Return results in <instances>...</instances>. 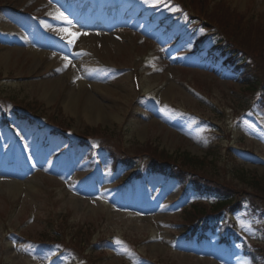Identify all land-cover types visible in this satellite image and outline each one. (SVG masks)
I'll return each mask as SVG.
<instances>
[{"label": "rangeland", "instance_id": "374dc122", "mask_svg": "<svg viewBox=\"0 0 264 264\" xmlns=\"http://www.w3.org/2000/svg\"><path fill=\"white\" fill-rule=\"evenodd\" d=\"M106 1L68 4V0H0V7L3 6L0 8V95L13 96L18 98L16 102L23 100L29 105L38 103L48 113H59L60 119L75 127L101 125L115 134L116 128L125 122L129 138L143 145L153 142L174 155L185 152L209 160L218 155L219 161L226 163V148L233 144L232 147L240 149L235 148L238 158L232 159L231 164V170L237 172L235 175L258 174L264 178V129L248 120L230 123L228 103L238 104L245 86L242 80L227 68L222 70L220 65L211 68L218 62L217 56L196 53V44L187 47L180 43L178 32L161 33L158 27L150 25V19L128 13L125 8L135 0H125L126 7L120 8L118 18L110 14L118 6L102 4ZM225 1L233 7L229 10L232 14L256 3L245 29L237 30L240 35L251 29L254 36L258 28L264 29V20H258V14H264V0ZM139 2L153 5L156 1ZM62 3H67L72 11L61 17L58 9L64 10ZM6 6L33 13L37 21L14 15ZM90 6L97 7L92 12L87 9ZM159 10L162 16L173 12V20L178 15L175 8ZM240 19L237 18L236 25ZM178 24L183 22L179 20ZM41 29L58 39L44 37ZM91 36L94 37L90 43L84 45L82 38ZM174 44H177L175 48ZM202 57L207 64L205 69L198 64ZM136 69L141 91L135 88L133 80ZM208 69L214 70L217 77L209 75ZM195 85L203 91L194 92ZM45 89L52 91L48 100L44 97ZM74 94L76 109L67 110L65 97ZM144 94L147 98L137 104V97ZM90 101L94 106L88 119L84 110ZM217 103L228 110L227 122L222 121L223 114L215 108ZM193 114L210 118L217 125L223 122L224 127L235 126L233 139L222 135L214 142L217 152H212L209 128L199 126L200 120ZM7 122L15 124L13 118L0 115V167L7 171L0 172V264H52L54 258L55 264H85L80 258L60 256L55 250L27 240L36 238L48 226L49 199L58 202V212H68L75 225L96 227L97 235L117 236L113 239L117 245L106 250L103 264H256L243 253L242 245L233 243L232 247H226L211 232L208 242L202 245L178 243L176 223L181 220V208L189 201L179 200L180 188L175 180L163 188V181L168 179L160 175L146 177L152 201L147 203L143 191H137L136 187L127 190L123 203L117 191H109L117 175L110 169L107 156L98 155L103 168L98 174L92 166L95 159L87 158V149L77 152L75 148H66L58 152L63 145L43 142L42 134L34 136V129H28L22 122H17L13 135ZM17 137L27 147L31 162L18 153ZM12 138L14 141L8 146ZM35 151H42L41 156L33 155ZM10 166L15 170L11 171ZM20 172L24 175H17ZM13 186L18 189L13 191ZM195 195L197 199L208 200V196ZM107 200L111 201L109 208L103 205ZM234 222L240 238L252 249L264 246V209L236 212ZM5 224L23 237L8 238ZM91 250L95 254L102 252L98 248Z\"/></svg>", "mask_w": 264, "mask_h": 264}, {"label": "trees", "instance_id": "16d2710c", "mask_svg": "<svg viewBox=\"0 0 264 264\" xmlns=\"http://www.w3.org/2000/svg\"><path fill=\"white\" fill-rule=\"evenodd\" d=\"M224 14V15H222ZM220 19V22L226 30L234 28L233 19L231 14L223 12L222 8L215 10L213 18ZM234 33V31H233ZM244 40L249 43V50L255 51L254 54L258 60L264 61V30L258 28L256 34L253 36L251 29L244 34ZM244 79L246 80L245 94L240 106H247L249 101L252 100L257 94L264 96V91L260 81V75L248 74L244 72ZM91 129L90 127H88ZM96 131V129H94ZM127 152L131 155L135 154V158H138L139 152H149L153 157L154 164H161V161L170 163V166L175 174L183 180L191 179L198 187H205L211 191H218L221 195L226 196L225 202H220L216 205L209 207L205 204L194 205L192 210L186 211L185 222L188 228L194 229L197 223L206 221L210 215L221 217V211L223 209L230 210L238 204L237 195L241 192L243 196L246 194L248 201L255 205L258 202L264 200V179L257 175H243V177L236 176L229 169L220 167V161L217 158L209 160L208 158H202L199 156L191 155L190 153L170 154L166 150H159L157 146L142 145L140 142H134L128 145ZM231 158V155H229ZM159 159V160H158ZM163 169V165L160 166ZM232 174V177H228L225 181L223 174ZM242 183V185H240ZM239 196V195H238ZM235 198V201H234ZM83 231V230H82ZM55 231H43V237H51L55 235Z\"/></svg>", "mask_w": 264, "mask_h": 264}, {"label": "bare ground", "instance_id": "6f19581e", "mask_svg": "<svg viewBox=\"0 0 264 264\" xmlns=\"http://www.w3.org/2000/svg\"><path fill=\"white\" fill-rule=\"evenodd\" d=\"M93 37L94 36H91V37H89V38H86V37H83L82 38V42H83V44L84 45H86V44H88V43H90V40L91 39H93ZM51 90H47V89H45V91H44V97L48 100V97H50L51 96ZM75 95L76 94H74V95H69V96H67V97H65V102H64V105H65V107L67 108V110H71V111H74L75 109H76V104H75V101H74V97H75ZM93 102L92 101H90V102H88V104H87V107L85 108V110H84V116L85 117H87L88 119H90V116H91V111H92V108H93ZM30 186V183L29 184H27V187H29ZM23 187V184H21V188ZM18 189V187L17 186H13V191H15V190H17Z\"/></svg>", "mask_w": 264, "mask_h": 264}, {"label": "snow or ice", "instance_id": "6c2138e0", "mask_svg": "<svg viewBox=\"0 0 264 264\" xmlns=\"http://www.w3.org/2000/svg\"><path fill=\"white\" fill-rule=\"evenodd\" d=\"M145 2H147V0H145ZM61 15V17L63 16V14H60ZM71 42V41H70Z\"/></svg>", "mask_w": 264, "mask_h": 264}]
</instances>
